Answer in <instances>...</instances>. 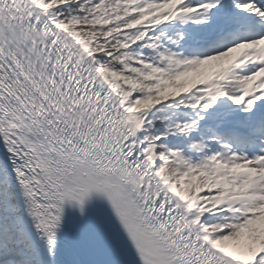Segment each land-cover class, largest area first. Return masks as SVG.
<instances>
[{"label": "snow or ice", "instance_id": "1", "mask_svg": "<svg viewBox=\"0 0 264 264\" xmlns=\"http://www.w3.org/2000/svg\"><path fill=\"white\" fill-rule=\"evenodd\" d=\"M0 264H264V0H0Z\"/></svg>", "mask_w": 264, "mask_h": 264}]
</instances>
